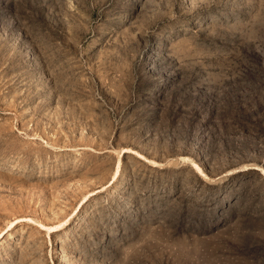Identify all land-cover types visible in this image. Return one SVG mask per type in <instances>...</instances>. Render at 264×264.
<instances>
[{
	"label": "rangeland",
	"instance_id": "374dc122",
	"mask_svg": "<svg viewBox=\"0 0 264 264\" xmlns=\"http://www.w3.org/2000/svg\"><path fill=\"white\" fill-rule=\"evenodd\" d=\"M0 264H264V0H0Z\"/></svg>",
	"mask_w": 264,
	"mask_h": 264
},
{
	"label": "bare ground",
	"instance_id": "6f19581e",
	"mask_svg": "<svg viewBox=\"0 0 264 264\" xmlns=\"http://www.w3.org/2000/svg\"><path fill=\"white\" fill-rule=\"evenodd\" d=\"M56 1V0H55ZM54 2V1H53ZM59 2H61V1H59ZM57 3V2H56ZM52 4H54V3H52ZM60 4V3H59ZM59 6V5H58Z\"/></svg>",
	"mask_w": 264,
	"mask_h": 264
}]
</instances>
